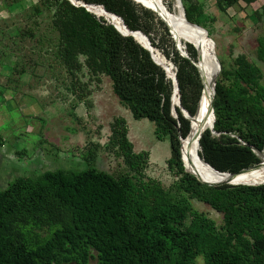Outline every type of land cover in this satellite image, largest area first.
<instances>
[{
	"label": "trees",
	"instance_id": "obj_1",
	"mask_svg": "<svg viewBox=\"0 0 264 264\" xmlns=\"http://www.w3.org/2000/svg\"><path fill=\"white\" fill-rule=\"evenodd\" d=\"M79 1L93 11L72 0H37L34 8L50 14L53 35L47 40L56 43L69 89L91 116L94 92L110 78L114 93L133 117L149 119L156 137L169 139L171 179L165 183L151 174V151L135 150L128 119L116 115L105 143L89 142L79 151L85 168L49 169L0 189V264H195L199 257L205 264H264V183L210 185L203 180L221 181L206 176L210 173L185 155L184 164L181 139L190 134L192 124L178 102L180 98L194 117L202 114L205 83L197 66L178 50L167 24L141 3ZM239 1L217 0V5L225 12ZM243 1L249 5L256 0ZM182 2L187 19L206 29L204 4ZM254 13L262 18L264 6ZM107 18L118 28L125 29L124 22L142 32L174 62L179 85L174 102L173 80L160 65L163 60L168 68L169 61L155 52L154 58ZM195 29L204 36L203 30ZM186 46L199 63L194 44ZM257 58L264 62V35L258 37ZM221 65L219 74L215 61L214 81L219 76L214 130L203 132L200 154L216 169L237 173L264 159V153L262 158L258 155L264 151V72L247 54L238 55L231 68L222 61ZM45 144L48 153L76 155L45 138L37 146ZM19 153L26 154V149ZM102 155L117 159L120 169L100 168ZM195 199L222 213V223L196 208Z\"/></svg>",
	"mask_w": 264,
	"mask_h": 264
},
{
	"label": "rangeland",
	"instance_id": "obj_2",
	"mask_svg": "<svg viewBox=\"0 0 264 264\" xmlns=\"http://www.w3.org/2000/svg\"><path fill=\"white\" fill-rule=\"evenodd\" d=\"M17 1L0 0V189L19 177L33 178L49 169L85 168L79 151L89 142L105 143L116 115L128 119L135 150L151 151V174L169 183V139L159 140L149 119L133 117L120 103L108 77L94 92L95 106L90 116L86 104L68 87L70 78L57 56L56 43L47 40L53 35L48 27L49 12H35L37 0ZM163 1L170 12H176L177 0ZM197 1L204 4L209 16L206 29L212 41L205 37L206 33L204 37L224 65L231 68L238 55L247 54L264 72V62L257 58L258 37L264 35V16L259 19L254 13L262 11L264 0L249 5L240 0L225 12L220 10L217 0ZM187 42L190 41L181 35L179 44L183 50H187ZM172 69L176 70V66ZM41 138L76 155L48 153L43 150L46 144L40 146L41 150L37 146ZM22 149H26V154H18ZM98 165L109 172L120 169L119 161L108 155H102ZM193 203L222 223V213L202 201L195 199ZM195 264H205L203 257Z\"/></svg>",
	"mask_w": 264,
	"mask_h": 264
},
{
	"label": "bare ground",
	"instance_id": "obj_3",
	"mask_svg": "<svg viewBox=\"0 0 264 264\" xmlns=\"http://www.w3.org/2000/svg\"><path fill=\"white\" fill-rule=\"evenodd\" d=\"M139 2L142 4L144 3L148 7H156L160 10L163 17L171 24L172 29L174 28L177 32L178 40L181 35L183 37L190 41L197 50L199 51V55L201 53V60L199 58L198 65L200 66L203 76H204V106L202 114L199 118L194 117L192 119V130L190 134L184 138L183 140V158L184 155L187 158V160L192 163L194 166H196L199 169H202L210 174H205L206 176L213 178L218 181H227L229 180L230 176L225 173L216 172L214 169H212L201 157V154L199 152V142L197 140V137L200 135L201 131L203 130L202 125H205V128H209L214 123V114L212 112V101L214 96V65H215V58L212 53V47L207 42L205 37L197 30L194 26L189 25L184 22V17L182 15V8L180 7L179 3H177V10L176 12H170L164 3L161 4L160 0H139ZM119 24V22H117ZM173 29V30H174ZM174 30V32H175ZM137 39L141 41L143 44H147L142 38L137 36ZM179 42V41H178ZM156 55L162 60V57L164 58L165 63L168 61L163 54L157 53L154 51ZM162 63L164 67L168 70L169 75L173 77V71H172V64L169 62V67L167 68L162 60ZM177 98V95H176ZM178 100V98H177ZM199 112V109H198ZM198 115V113L196 114ZM264 153V152H263ZM262 157V153H261ZM185 161V160H184ZM201 173V172H200ZM204 174V173H202ZM264 179V159L262 165L259 167V169H256L252 172H249L245 176L242 177V181H249V182H255L260 181Z\"/></svg>",
	"mask_w": 264,
	"mask_h": 264
},
{
	"label": "water",
	"instance_id": "obj_4",
	"mask_svg": "<svg viewBox=\"0 0 264 264\" xmlns=\"http://www.w3.org/2000/svg\"><path fill=\"white\" fill-rule=\"evenodd\" d=\"M73 2H80L82 5H84V6H86L88 9H90L91 11H93L92 9H91V6L90 5H88V4H86V3H83V2H81V1H79V0H72ZM136 2H138V3H140L139 2V0H135ZM160 2H161V4L162 3H164V1L163 0H160ZM177 3H179V5H180V7L182 8V15H183V17H184V22L185 23H187V24H189V25H192V26H195V27H198V29H201V30H203L205 33H206V35H205V37L208 39V40H211L212 41V39H211V37L209 36V32H208V30L207 29H205V28H203V27H201V26H199V25H197V24H194V23H191L188 19H187V17H186V12H185V9H184V6H183V2H182V0H177ZM142 5L143 6H145V7H147V8H149V9H151V10H153L154 12H156L159 16H160V18L167 24V26L169 27V29H170V31L173 33V37H174V39H175V41H176V45H177V48H178V50L184 55V56H186L187 58H189V59H191V61L197 66V68H198V70H199V72H200V75H201V78H202V81H203V84H204V76H203V73H202V70H201V68H200V66L198 65V63H197V61L196 60H194V59H192L191 57H190V55H189V53H188V51L185 49V50H183L182 49V47L180 46V44H179V40H178V36L175 34V32H174V30L172 29V26H171V24L163 17V15H162V13L160 12V10L158 9V8H156V7H148V6H146L144 3H142ZM105 10V9H104ZM105 12H107V13H109V14H111L110 12H108L107 10H105ZM111 15H113V14H111ZM113 16H115V15H113ZM115 17H117V16H115ZM108 19V18H107ZM109 20V19H108ZM110 21V20H109ZM111 22V21H110ZM123 22V21H122ZM111 23H113V22H111ZM114 24V23H113ZM115 26H116V28H118V26L116 25V24H114ZM123 28H125V29H122V28H118L120 31H122L123 33H125V34H127V35H132L142 46H144L146 49H148V50H150L151 51V53L153 54V56H154V51H156L158 54L159 53H161V51L159 50V49H157L156 47H154L153 45H152V43H151V41L149 40V38L146 36V35H144L142 32H140V31H134V30H131L130 28H127L128 26L123 22ZM136 33H140L142 36H144L146 39H147V44H143L141 41H139L138 39H137V37H136ZM212 53H213V56H214V58H215V61H216V63H217V71H218V73L220 74V71H221V62H220V59H219V57L217 56V54H216V51H215V49L213 48L212 49ZM164 57L166 58V56L164 55ZM154 58H155V56H154ZM200 58V55H199V50H198V59ZM167 59V58H166ZM171 64H172V66L173 67H175V64L171 61L170 62ZM160 65L165 69V71H166V73H167V75H168V77H170L172 80H173V83H174V92H173V95H172V101L174 102V96H175V92H179V85H178V80H177V68H176V70H174V73H173V77H171L170 75H169V72H168V70L164 67V65H162L161 63H160ZM219 74H218V76H219ZM217 76V77H218ZM217 77H216V80L214 81V96H213V101H212V105H211V108H212V112H213V114H214V123L212 124V126H210L209 128L211 129V130H214V124H215V120H216V116H215V111H214V100H215V95H216V85H217ZM200 103V102H199ZM178 106L182 109V111L184 112V114L191 120V124H192V118L195 116H193V115H191L189 112H188V110H186L185 108H184V106L182 105V103H181V100H180V98H179V102H178ZM198 109H199V106H198ZM197 113H198V110H197ZM196 113V114H197ZM192 126V125H191ZM202 128H203V130L201 131V133H200V135H199V143H200V138L202 137V134H203V132L207 129V128H205V125L203 124L202 125ZM182 140V142H183V140H184V138H182L181 139ZM201 147V146H200ZM182 156H183V143H182ZM264 151H259L258 152V155L261 157V153H263ZM202 157V159L212 168V169H214L216 172H220V173H225V174H228L229 176H230V178H229V180H227V181H222V182H219V183H213L212 181H209V180H203L205 183H207V184H210V185H219V184H225V183H228V184H252V185H254V184H261V183H264V179L263 180H260V181H255V182H249V181H242L241 179H242V177L243 176H245L246 174H248L249 172H252V171H254V170H256V169H259V167L262 165V163H263V160H262V162L261 163H259V164H257V165H255L254 167H251V168H247V169H244V170H242V171H240V172H237V173H231V172H223V171H220V170H218V169H216L215 167H213L211 164H209L208 162H207V160H205V158L203 157V156H201ZM262 158V157H261ZM183 161H184V158H183ZM184 164H185V162H184ZM185 167H186V165H185ZM186 170H187V168H186ZM191 172V171H190ZM191 173H193V174H195L194 172H191Z\"/></svg>",
	"mask_w": 264,
	"mask_h": 264
},
{
	"label": "crops",
	"instance_id": "obj_5",
	"mask_svg": "<svg viewBox=\"0 0 264 264\" xmlns=\"http://www.w3.org/2000/svg\"><path fill=\"white\" fill-rule=\"evenodd\" d=\"M0 94H1V92H0ZM1 104V103H0ZM0 176H1V174H0Z\"/></svg>",
	"mask_w": 264,
	"mask_h": 264
}]
</instances>
